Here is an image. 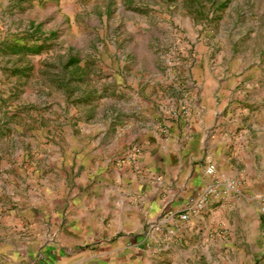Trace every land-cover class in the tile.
<instances>
[{"label": "rangeland", "instance_id": "rangeland-1", "mask_svg": "<svg viewBox=\"0 0 264 264\" xmlns=\"http://www.w3.org/2000/svg\"><path fill=\"white\" fill-rule=\"evenodd\" d=\"M0 264H264V0H0Z\"/></svg>", "mask_w": 264, "mask_h": 264}, {"label": "crops", "instance_id": "crops-1", "mask_svg": "<svg viewBox=\"0 0 264 264\" xmlns=\"http://www.w3.org/2000/svg\"><path fill=\"white\" fill-rule=\"evenodd\" d=\"M203 111L206 110V107H203ZM195 141V146L196 149H198V147H203V143L202 141H200V144L197 145L198 139L194 138L193 139ZM149 149L151 151V155H152V159H151V163L153 164V167L156 165L159 166H165L164 167V172L167 175V181L171 182L170 179H174L175 182L178 183V185H182V193H186L188 189L192 188V187H197L199 186L202 182L203 179L201 177V175H199L198 173L195 172L193 165H191V161L189 163V165H187L186 167H184L183 165V169L182 170V165L178 166L176 161L173 159V155H171V153L173 154V146H162L160 145L158 142L152 143L149 146ZM219 164V162H218ZM220 165V164H219ZM224 168V166H222ZM227 166H225L226 168ZM184 172V174H183ZM140 192H144V197L145 199H147L148 206H147V212L149 211H160V207L161 205H159L157 203V200L160 193V188L157 189L156 187H147L145 186L144 188L142 187V189H139ZM155 201V202H154ZM121 222L125 223L128 222L129 219V212L123 208H121V210L119 211H114L113 212ZM189 224H185L183 228L187 227ZM191 229V228H189Z\"/></svg>", "mask_w": 264, "mask_h": 264}, {"label": "built area", "instance_id": "built-area-1", "mask_svg": "<svg viewBox=\"0 0 264 264\" xmlns=\"http://www.w3.org/2000/svg\"><path fill=\"white\" fill-rule=\"evenodd\" d=\"M206 172L208 175H214L216 173L215 166L214 165L209 166ZM207 196H208L207 190L199 193L198 197L188 202L189 208L194 212L203 210L204 207L206 206Z\"/></svg>", "mask_w": 264, "mask_h": 264}]
</instances>
